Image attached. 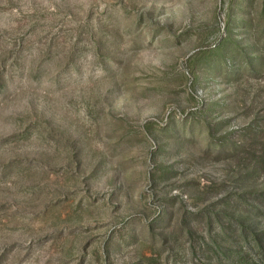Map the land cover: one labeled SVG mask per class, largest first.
Listing matches in <instances>:
<instances>
[{
	"label": "rangeland",
	"instance_id": "374dc122",
	"mask_svg": "<svg viewBox=\"0 0 264 264\" xmlns=\"http://www.w3.org/2000/svg\"><path fill=\"white\" fill-rule=\"evenodd\" d=\"M0 264H264V0H0Z\"/></svg>",
	"mask_w": 264,
	"mask_h": 264
}]
</instances>
